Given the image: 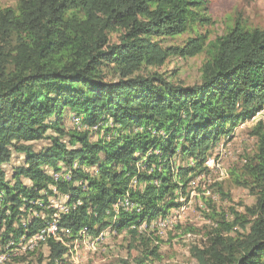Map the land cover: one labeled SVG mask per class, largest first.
Instances as JSON below:
<instances>
[{"label": "trees", "instance_id": "16d2710c", "mask_svg": "<svg viewBox=\"0 0 264 264\" xmlns=\"http://www.w3.org/2000/svg\"><path fill=\"white\" fill-rule=\"evenodd\" d=\"M209 3L19 0L16 6L0 7L4 264L9 257L18 258L11 249L20 237L35 235L55 210L35 204L40 199L48 203L54 186L69 207L60 219L69 233L60 234L66 241L78 239L86 227L89 239L97 238L113 224L140 240L137 264L159 256V246L143 232L144 221L179 207L176 190L187 186L197 169L202 171L211 147L264 108V29L238 20L208 41L197 30L211 21ZM190 32L196 36L184 44L164 45V40ZM203 52L209 57L198 84L177 83L157 72L139 73L144 67L163 66L172 56ZM95 133L98 139L92 141ZM252 134L257 151L236 182L256 201L246 207L247 213L234 211L231 217L212 207L214 229L207 244L191 248L196 264H264L262 121ZM44 139L49 143L37 150L35 143ZM14 154H25L27 165L17 167L8 179L5 164ZM178 157L188 164L178 166L176 175ZM63 168L72 172L71 181L54 180L51 170ZM126 196L132 211L120 206L116 212V203ZM68 249L62 240L48 236L20 259L38 255L35 264H65Z\"/></svg>", "mask_w": 264, "mask_h": 264}, {"label": "rangeland", "instance_id": "374dc122", "mask_svg": "<svg viewBox=\"0 0 264 264\" xmlns=\"http://www.w3.org/2000/svg\"><path fill=\"white\" fill-rule=\"evenodd\" d=\"M18 2L19 0H0V7L16 6ZM209 2L208 16L211 21L197 30L207 35L208 41L225 34L238 20L248 27L264 29V0H209ZM194 36L195 33H186L164 40V45H182L189 37ZM117 38L118 34H114L113 40ZM208 57L207 52L189 58L172 56L163 66L144 67L139 73L147 75L157 72L177 83L198 84L202 79L201 69ZM261 121L264 123V108L253 118L239 122L230 136L221 137L208 151V158L202 171L197 169L189 184L187 186L184 184L181 186L183 189L180 187L176 190L180 206L170 209L165 215L144 221L142 229L145 236L150 237L153 244L159 246V256L150 257L144 264H196L191 248L204 247L207 244L214 229L212 218L209 216L213 208L218 213L228 216L234 211L247 213L246 207L252 206L256 199L250 190L238 184L236 179L243 176L246 161L257 151L258 141L252 131ZM65 122L70 128L74 126L69 115H66ZM91 139L96 141L98 134H93ZM48 143V139L36 142L35 148L40 150ZM176 162L177 168L174 173L177 175L178 166L188 163L181 157H178ZM189 164L195 165L194 161H189ZM23 165H27L25 154H14L12 160L5 164L8 179H12L15 169ZM23 181L31 184L28 178H23ZM56 202L61 205L63 199ZM65 202L66 197L64 206ZM49 209L52 208L47 207L46 211H50ZM46 211L42 210L40 215L45 216ZM34 215L35 212L30 219ZM116 217L117 215L113 216L112 222L116 221ZM105 229L108 231L102 234L105 236L104 239L97 243L96 238L80 237L78 241L75 239L68 242L64 241L63 237V243L69 247L65 255V264H137L136 258L140 255L138 250L143 248L140 240H135L127 229L122 231L115 229L113 224ZM133 243L138 248L133 247ZM28 249L33 250L15 249L14 256L18 258L9 257L7 264H35L38 255H26V259H20L23 252ZM41 251L45 256L49 255L46 246H43ZM6 256L8 253L0 257V264H4Z\"/></svg>", "mask_w": 264, "mask_h": 264}, {"label": "built area", "instance_id": "2783aa9c", "mask_svg": "<svg viewBox=\"0 0 264 264\" xmlns=\"http://www.w3.org/2000/svg\"><path fill=\"white\" fill-rule=\"evenodd\" d=\"M51 173L53 175V178L55 181H59V180H67V181H71L72 180V172L66 170V168H63L62 171H52ZM155 183H158V181H155ZM53 191L55 192V194L50 195L48 197V203L44 202L42 199L37 200L35 202V204L39 205L42 208H52L55 209L51 215L49 216V219L46 220V223L44 224V226L33 236L31 237H27L25 235H22L20 237L19 242H16L14 248L11 249V251H13V254L16 252L14 251L15 249L19 250V248H29L33 245V243H35L36 241H40L41 237H48V236H53V235H60V234H67L69 235V233H64V229L61 228L60 226V219H61V214L63 212H67L69 210V207H64V196L65 195H61L58 193L57 188L54 186ZM63 199V203L61 205L56 204L57 200L59 199ZM129 202H130V198H128V196H126L125 198H123L121 200V202L116 203V212H117V207L118 206H127V211L129 210ZM132 211V210H129ZM36 214V212H35ZM25 223V221H24ZM89 227H86V229H84V238L87 239L89 238ZM105 236H100L97 237L96 239V243L99 240H103ZM10 248V247H8ZM3 255H0V257Z\"/></svg>", "mask_w": 264, "mask_h": 264}, {"label": "bare ground", "instance_id": "6f19581e", "mask_svg": "<svg viewBox=\"0 0 264 264\" xmlns=\"http://www.w3.org/2000/svg\"><path fill=\"white\" fill-rule=\"evenodd\" d=\"M95 129H96V128H95ZM128 198H129V197H128ZM129 206H131V202H129ZM64 207H65V206H64ZM119 207H120V206H118L117 209H119ZM124 207H127V206H124ZM115 208H116V205H115ZM83 231H84V230H83ZM83 231H82L81 234L79 235V238H80V237H83V238H84V232H83ZM105 231H108V229H107V230H104V231L99 235V237L102 236V234H103ZM54 237H55L56 239H58V240H62V239H63L60 235H54ZM44 238H45V237H41L40 241L44 240ZM79 238L76 239V241H78ZM96 239H97V238H96ZM64 241H66V240H64ZM38 242H39V241H36V242L33 243V245H32L31 247H29V248L33 249V248L37 245ZM68 254H69V253H68Z\"/></svg>", "mask_w": 264, "mask_h": 264}]
</instances>
